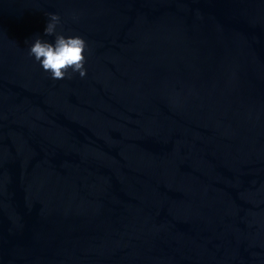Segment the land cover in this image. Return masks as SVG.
I'll use <instances>...</instances> for the list:
<instances>
[{"label": "water", "instance_id": "water-1", "mask_svg": "<svg viewBox=\"0 0 264 264\" xmlns=\"http://www.w3.org/2000/svg\"><path fill=\"white\" fill-rule=\"evenodd\" d=\"M0 264H264V0H0Z\"/></svg>", "mask_w": 264, "mask_h": 264}, {"label": "clouds", "instance_id": "clouds-1", "mask_svg": "<svg viewBox=\"0 0 264 264\" xmlns=\"http://www.w3.org/2000/svg\"><path fill=\"white\" fill-rule=\"evenodd\" d=\"M47 17L44 36L51 39L36 36L27 41L28 55L53 80L71 79L73 74L84 78L88 71L86 60L89 49L86 39L79 34L58 31L62 22L60 13L49 12Z\"/></svg>", "mask_w": 264, "mask_h": 264}]
</instances>
